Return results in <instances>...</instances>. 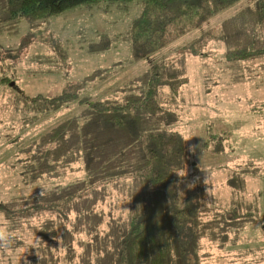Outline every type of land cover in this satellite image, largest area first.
Masks as SVG:
<instances>
[{"label":"rangeland","instance_id":"obj_1","mask_svg":"<svg viewBox=\"0 0 264 264\" xmlns=\"http://www.w3.org/2000/svg\"><path fill=\"white\" fill-rule=\"evenodd\" d=\"M258 1L239 0L141 59L131 40L144 8L139 1L81 5L38 22L22 18L4 31L0 220L10 221L5 226L15 242L0 248V264L113 263L129 218L131 181L90 186L78 148L49 173H31L37 153L46 150L44 135L85 108L75 101L51 112L49 100L37 106V99L73 86L87 100L122 102L131 90L140 92L154 66L180 83L176 93L165 88L167 114L157 119L185 148L187 165L179 174L191 184L203 180L209 199L249 204L257 216L242 241L215 250L208 264H264V24L230 20L255 10Z\"/></svg>","mask_w":264,"mask_h":264},{"label":"trees","instance_id":"obj_2","mask_svg":"<svg viewBox=\"0 0 264 264\" xmlns=\"http://www.w3.org/2000/svg\"><path fill=\"white\" fill-rule=\"evenodd\" d=\"M101 1L144 4L131 26L133 55L141 59L239 0H0V37L22 18L43 21ZM243 18L264 24V0L230 20ZM233 26L240 33L238 25ZM257 55L263 54L251 56ZM151 70L143 76L140 92L131 90L122 102L87 100L73 86L57 96L38 98L37 106L49 100L51 112L75 101L85 108L44 135L46 150L37 153L30 172L49 173L78 148L90 186L115 178L131 181L129 218L119 231L112 264H208L215 250L242 241L247 224H255L257 216L249 204L209 199L203 180L191 184L179 174L187 165L185 148L177 133L159 128L157 119L167 114L161 101L165 88L176 93L180 83L168 77L170 71L160 72L157 66ZM232 186L239 187L238 180ZM261 226L264 230V222Z\"/></svg>","mask_w":264,"mask_h":264},{"label":"clouds","instance_id":"obj_3","mask_svg":"<svg viewBox=\"0 0 264 264\" xmlns=\"http://www.w3.org/2000/svg\"><path fill=\"white\" fill-rule=\"evenodd\" d=\"M41 195H43V191L41 192ZM9 223L10 221L7 219L0 220V248H9L15 242V236L13 235L12 230L5 226ZM26 264H28L27 261Z\"/></svg>","mask_w":264,"mask_h":264}]
</instances>
